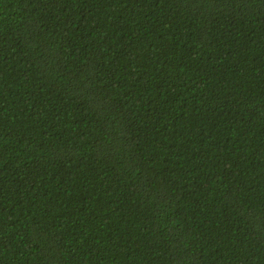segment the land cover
<instances>
[{
    "label": "trees",
    "instance_id": "16d2710c",
    "mask_svg": "<svg viewBox=\"0 0 264 264\" xmlns=\"http://www.w3.org/2000/svg\"><path fill=\"white\" fill-rule=\"evenodd\" d=\"M0 264H264V0H0Z\"/></svg>",
    "mask_w": 264,
    "mask_h": 264
}]
</instances>
